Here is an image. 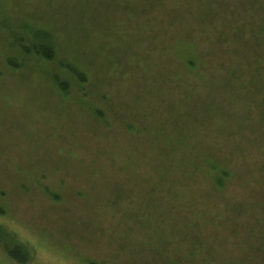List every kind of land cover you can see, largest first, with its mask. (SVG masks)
Here are the masks:
<instances>
[{"label": "rangeland", "instance_id": "374dc122", "mask_svg": "<svg viewBox=\"0 0 264 264\" xmlns=\"http://www.w3.org/2000/svg\"><path fill=\"white\" fill-rule=\"evenodd\" d=\"M263 56L264 0H0V264H264Z\"/></svg>", "mask_w": 264, "mask_h": 264}, {"label": "trees", "instance_id": "16d2710c", "mask_svg": "<svg viewBox=\"0 0 264 264\" xmlns=\"http://www.w3.org/2000/svg\"><path fill=\"white\" fill-rule=\"evenodd\" d=\"M206 9L207 10H210L209 7H206ZM209 15L210 14H208L206 16L209 17ZM242 32H243L242 30L239 31V34L240 33L242 34ZM23 47H24V49L26 51L34 50L35 53H37L42 58L47 59V60H54L55 57L57 56L56 47H55V45H53L52 41L50 40V34L47 31L39 30L38 33H37V31H35L34 32V38H33L32 44L30 46L24 45ZM194 48H196L195 45H194ZM195 52H198V51H195ZM177 54L179 55V53L176 52L175 53V56ZM194 57H196V56H194ZM202 61H204V60L203 59H198L197 62H196V60H194V58H191L190 61H189V67L190 68H195L197 71H199V68H200V65L199 64H202ZM9 63H10L11 66L12 65H15V63H14L13 60H9ZM66 67H67V69L71 73H73L80 80H82V81H86L87 80L86 74L83 73V72H81L76 66L68 63V64H66ZM263 69H264V56H263ZM204 72L205 71H203L202 74ZM263 74H264V70L260 71V75H263ZM217 78L220 79V81L223 79L224 86L225 85L228 86V85H230L232 79L235 78V76H233V75H223V76H220V77L217 76ZM176 80H177V78H176ZM54 81H55V84L63 92L67 93L68 92V89H70L68 82L65 81V80H63L61 78L60 79L59 78H55ZM188 86H189V88L192 87L190 85H188ZM194 93L195 92H192V94L194 96L193 98L195 99L196 98V95H194ZM217 108L220 109V106H217ZM261 117L264 119V113H263V116H261ZM214 182H216V184L218 185L220 181L217 180V178H214ZM19 246L20 245L14 246V247H11L10 245L6 246V248H5L6 249V253L9 255L10 258L15 259L18 263H20V264H26L28 262V260L30 259L31 256H29L28 250H27L25 253L28 254V256L24 258V256L21 255V252L19 251Z\"/></svg>", "mask_w": 264, "mask_h": 264}]
</instances>
